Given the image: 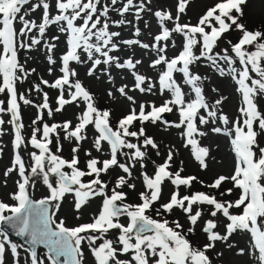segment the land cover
Here are the masks:
<instances>
[{"label":"snow or ice","instance_id":"6c2138e0","mask_svg":"<svg viewBox=\"0 0 264 264\" xmlns=\"http://www.w3.org/2000/svg\"><path fill=\"white\" fill-rule=\"evenodd\" d=\"M119 2L120 0H110L108 4L102 3V0H55L56 14L53 15L49 0H39L35 4H31V0H0V94L8 93V106L5 108V102L0 100V113H11L10 123L15 129L14 147L17 150L14 166L6 170L5 176L18 171L22 178L17 181V191L11 195V199L16 203L0 201V226L7 224L17 236L27 238L32 245L30 264H43L35 251L38 245L47 249V259L51 264H61V258L63 264H82V244L85 241L95 264H211L207 255L209 250L215 248L217 241H227L237 230L251 234L252 246L259 253L260 264H264V147L258 139L264 134V113L255 102L258 96L264 95V31L248 30L240 23L244 15L243 6L248 0H217L195 24L180 23L182 14H186L189 0H177L175 16L171 11H155L159 31L153 37L151 45L139 39L123 41V44L129 47L136 45L154 53L155 58L151 60L149 67L157 70L155 81L136 71L137 66L143 63L142 60L129 57L121 62L119 56L110 54L119 51V45L114 43V40L120 33L109 30L110 6ZM151 2L152 0H140V3L136 4L135 0H126L117 11L123 16L135 8V15L139 18L140 13L145 11L146 4ZM26 5L31 7L24 10ZM37 9H42L39 24L26 19L29 12ZM17 20L21 24L19 31L15 27ZM168 22L172 23L171 28ZM112 23L119 26L128 21ZM52 24L58 25L59 32L67 36V50L60 58L62 75L51 83L41 77L40 83L29 91L42 93V103L36 107L40 112L47 110L49 116L53 114V109L49 104L48 93L43 91L42 86L58 90L56 112H62L69 104L79 106L83 103L84 108L75 125L66 120L59 124L45 123L42 127L33 128L30 144L37 151L30 153L32 165L30 174L26 175L29 169H26L19 151L22 146H26L22 135L24 125L19 101L25 105H31L33 101L23 94L18 95L17 92V81L22 82L31 74L20 64L17 48L31 49L33 45L39 44V39L33 37L30 43H25V38L33 30H38L39 35L43 37ZM233 30L241 33L238 41L232 43L229 40L227 43L230 48L215 52L214 49L222 37ZM174 33L178 34L182 41L177 54L170 58L167 55L168 41L172 40ZM135 35H140L139 28H136ZM53 39L59 40V36ZM175 46L173 41V47ZM55 47V44H49L48 52L51 53ZM197 47L199 54L196 53ZM82 54L91 61L87 73L89 76L93 75L101 64L109 67L115 64V67L127 69L133 75L134 86L131 91L154 94L158 86L160 95L167 92L170 98L159 106L155 103L141 104L137 111L135 97L128 95L126 90L128 86L120 87L119 93L132 107L113 127L111 111L98 108L94 94L80 80L75 79L78 73L71 65L84 63ZM200 60L210 62L220 75H231L241 94L242 106L238 109L240 115L231 122L232 127L211 129L214 133L231 137V147L236 158L234 171L230 176L219 175L211 183L205 184L195 175H182L183 167L172 171L174 149L169 148L165 160L156 165L152 175L142 173L143 190L138 193L139 203H129L128 193L123 189L127 187L136 190V184L129 183L132 169L137 163L141 168L146 167L144 162L148 157L147 149H154L159 155V145L155 139L147 134L144 127L131 131L134 124L139 122L140 125H155L159 122L168 127L183 129L181 136L185 141L184 147H190L193 158L202 169H206V158L210 150L201 146L197 137L207 133L202 131L198 124L207 125L217 118L225 126L230 123L227 115L218 116L222 99L215 100L214 105L210 104L202 87L203 77L191 70V66ZM48 61L50 64L56 63L51 55L48 56ZM221 61L228 66L238 62L240 67H231V71L226 73ZM31 72H35V69ZM176 73H182L184 83L189 86L188 93L175 78ZM190 94L192 98L186 99ZM108 95L112 97L113 93L109 91ZM174 110L179 114V122L169 124L163 119V114L172 113ZM201 110L206 115H201ZM40 112L33 125L43 119ZM4 123V120L0 119V126ZM89 125L97 133L92 147L97 152H102L106 143L110 155L102 160L87 151L85 156L88 159L84 168H81L78 153L82 143L88 139L86 130ZM58 129L64 132L65 139L75 141L70 159L56 154L63 151L59 143L56 153L49 147L52 134L59 140ZM118 155L126 157L128 162L122 163ZM115 168H119L123 175H118L113 186L109 188V182L101 177L109 175L110 170ZM33 176L42 177L43 184L50 190L46 198L38 201L31 199L28 189ZM50 177H55L56 180L53 182ZM86 177L90 179L86 180ZM166 181L173 186V191L166 202L159 203ZM194 182L213 191H186L181 194L182 188L190 190ZM226 183L231 186L222 188ZM31 186L34 187V183ZM236 190H239L236 199H224L232 197ZM66 194L73 195L74 210L77 213L90 201L101 198L99 210L92 215L91 222L68 227L64 220H55L50 205L55 202L54 207L58 211ZM174 210L183 213L187 228L179 219L167 218ZM153 212L160 218H153ZM205 212L210 218L202 220ZM122 217L127 219L126 224L121 222ZM221 217L226 221L224 234L217 230ZM201 221V231L206 235L207 243L198 246L194 245L189 237L196 234L197 225ZM112 230H118L115 240L106 238ZM98 240L101 243L97 244ZM19 247L11 242L0 227V264H5L6 252L11 253L14 264H19ZM240 254H243V250Z\"/></svg>","mask_w":264,"mask_h":264},{"label":"rangeland","instance_id":"374dc122","mask_svg":"<svg viewBox=\"0 0 264 264\" xmlns=\"http://www.w3.org/2000/svg\"><path fill=\"white\" fill-rule=\"evenodd\" d=\"M39 0H31V4L38 3ZM52 5V14L55 13V0H49ZM102 3L110 4V0H102ZM126 0H120V2L115 6H110L109 13V23L110 31L119 32L120 36L114 40V43L119 45V51L110 52L111 55L119 56L120 61L123 62L127 58L131 57L134 60H142L143 63L137 66L136 71L146 76H149L153 81L157 78V70L149 67L152 59H154V53L149 49H143L139 46L133 45L131 47L123 44L124 40L128 39H139L143 43L152 44L153 37L158 33V23L157 18L154 16L155 11L164 10L171 11L173 16L176 15L177 0H152L151 4H146L145 11L141 12L139 18L135 15L136 9L132 8L128 13L123 16L119 14L117 9H119ZM136 4L140 3V0H135ZM217 0H189L186 14H182L180 23L191 22L195 24L198 18L210 7H212ZM31 5H26L24 10H27ZM22 10V13L23 11ZM244 15L240 20L248 30L258 29L264 31V0H248L247 4L243 6ZM235 14V13H234ZM42 9H37L36 11H31L26 16V19H31L36 21L38 24L41 22ZM125 20L128 23L120 24L116 26L114 21ZM79 23V21H78ZM168 26L171 28L172 23L168 22ZM15 27L17 31L21 28L19 20H17ZM58 25H50L43 37L39 35L38 30H33L29 33V36L25 38V43H30L31 38H36L40 40L39 44L33 45L31 49L17 48V54L20 64L29 71L31 74L28 75L27 79L22 82L17 81L16 87L19 94H23L26 98L33 101L31 105H25L22 101L20 103V113L22 118V123L24 128L22 129V135L25 139L26 146H22L19 150L20 154L25 162L26 175L30 174V167L32 165V160L30 153L37 151L32 148L30 144V138L33 133L34 127H42L43 124L47 123L49 125L59 124L66 120L72 121L73 125L77 123V117L82 112L84 105L80 103L79 106L76 104L66 105L62 112H56V98L58 95V90L50 89L46 86L43 87V91L48 93L49 104L53 109V114L49 116L47 110H40L36 105L42 103V93L36 92L35 90L29 91L34 85L40 83V78L48 80L50 83L58 78L62 73L61 68V56L67 50V36L66 34L60 33L58 30ZM136 28L140 29V35H135ZM241 33L237 30L230 31L226 33L224 37L218 42V46L214 49L215 52H222L224 48H230L227 41H232L236 43L240 37ZM59 36V40L53 39ZM173 41L175 42V47H173ZM182 38L178 34H173L172 40L168 41L167 55L171 58L177 54L179 51V46L181 44ZM55 44L56 47L51 53L48 52V45ZM2 49V45H0ZM254 50V49H253ZM196 53L199 54V48L197 47ZM51 55L56 61L55 64H50L48 61V56ZM103 59V57H98ZM81 59L85 62L82 64L73 63L71 66L76 69L78 76L75 79L80 80L84 86L94 94L96 100V106L102 110H110L112 113L111 123L113 127L116 126L117 121L124 115H126L130 108L131 103L121 94L118 89L124 85L128 86V95L135 97L137 111H139V106L141 104L155 103L157 106L161 105L166 99L170 98V94L165 92L160 95L157 89L154 90V94L140 93L137 91H131L130 89L134 86V77L131 72L127 69H120L115 67L113 64L111 67L101 64L96 68L93 75L89 76L88 70L91 67V61L86 59V55L82 54ZM221 65L225 68V72L231 71V67L239 68L240 65L237 62L236 65L228 66L223 61ZM35 69V72H31ZM51 69V73H49ZM191 70L194 74H199L203 77L202 87L204 89L205 96L210 104L214 105L215 100L222 99V104L219 106V115H227L230 123L225 126L222 121L218 118L214 122H210L207 125H199L202 131L206 132L207 135L202 137H197L200 141L201 146L209 148V156L206 158L207 168L202 169L200 164L193 158L190 147H184V139L181 136L183 129H178L174 126L168 127L161 123L155 125L147 123L140 125L139 122L133 125L130 129L131 131H136L139 127H144L149 136H152L159 145V155L156 154V150L147 149L148 157L145 160L146 167L141 168L140 164L137 163L136 167L132 169V177L129 179V183L136 184V190H130L125 187L123 190L128 193L129 203H139L138 193L143 190L142 186V173L147 172L152 175L155 171L156 165L163 163L166 158L169 148L174 149V158L172 161V171L178 170L183 167L184 171L182 175L189 176L195 175L200 180L204 181L205 184L211 183L219 175L230 176L236 165V158L231 147V137L225 134H218L211 131L214 127H221L228 129L232 127V121H234L239 115L238 109L242 106L241 94L238 91V85L231 75L225 74L220 75L219 72L206 60L197 61L191 66ZM110 74V78H109ZM175 78L182 85L186 93L189 92V86L184 83L182 73H176ZM215 89V90H214ZM113 93L112 97H109L108 92ZM192 95L186 96V99H191ZM0 100H3L4 107L8 106V93L5 92L0 94ZM258 105L259 110L264 113V95L258 96L255 101ZM38 112L43 116L36 125H33V121L37 120ZM201 115H206V113L201 110ZM163 117L169 122V124H175L179 122V114L176 110L172 113H164ZM0 119L4 120V124L0 126L2 128V134H0V201L8 204L16 203L11 199V195L17 191L18 185L17 181L22 180L19 176L18 171H13L5 176V172L8 168L14 166V158L16 154V149L14 147L15 139V129L10 123L12 117L10 112L0 113ZM87 131L88 139L82 143L80 146V151L78 153L81 163L79 167L84 168L85 161L88 157L85 156V152L91 151L94 157H99L100 159L109 158V147L105 143L103 145V151L97 152L92 147V141L97 135L95 129L89 125ZM59 140H57L55 134H52V143L50 148L52 152L56 153L57 143L62 145L63 151L56 153L65 159H70L72 156V148L75 146L74 140H68L64 138V132L58 129ZM39 138V135H38ZM133 142H136L134 138H131ZM143 139V138H141ZM259 142L262 147H264V134L259 137ZM127 151V150H125ZM118 159L122 163H127V158L123 155H118ZM47 167V166H46ZM65 171H69L65 169ZM118 175H123L119 168L110 170L109 175L102 176L101 178L109 182V188L113 186L115 178ZM90 179L88 177L85 178ZM53 182L56 180L55 177H50ZM34 183V187L31 184ZM230 184H225L222 188L230 187ZM30 196L34 200H40L46 198L50 194V190L46 185L43 184L42 177L33 176L30 181L29 186ZM173 191V186L169 182H165L163 185L162 199L159 203L166 202L169 198L170 193ZM186 191H205L212 192L213 190L203 187L200 183L194 182L190 190L181 189V194H185ZM239 194V190H236L232 197H224V199H236ZM101 203V198H96L89 202V204L82 208L79 213L74 210V197L72 194H66L63 201L60 204L58 211L55 210V202L52 203L51 214L56 221L64 220L66 226L74 227L80 224L91 222V217L93 214L97 213ZM158 206V205H157ZM238 212L239 210H234ZM153 218L156 217L155 213H151ZM79 216V218H77ZM169 220L179 219L181 223L187 228V220L183 213L179 210H174V212L167 217ZM210 218L205 212L203 219ZM122 223H127L126 218H121ZM226 221L224 218H220L218 231L224 234L225 228L224 224ZM202 221L197 225L196 234L190 236L189 239L192 240L194 245L202 246L207 243L206 235L201 231ZM118 234V230H112L106 238L115 240ZM7 236L11 242L16 243L18 246L19 264H30V252L28 248L21 242L16 241L14 238ZM101 241H97V244ZM231 245V247H229ZM253 239L251 234L247 231L237 230L234 232L227 241H217L215 248L209 250L207 255L211 259V264H260L258 256L259 253L253 248ZM243 250V254L241 253ZM82 251L84 253L82 264H95L94 257L89 250L88 244L85 241L82 244ZM38 257L43 261V264H51V261L47 259L46 252L42 249H38ZM127 257H121V259H126ZM5 264H14L13 257L10 252H6Z\"/></svg>","mask_w":264,"mask_h":264},{"label":"water","instance_id":"95a60500","mask_svg":"<svg viewBox=\"0 0 264 264\" xmlns=\"http://www.w3.org/2000/svg\"><path fill=\"white\" fill-rule=\"evenodd\" d=\"M163 119H165V118L163 117ZM31 199H33V198L31 197ZM34 201H37V200H34ZM50 208H52V205H50ZM0 227H2V229L6 233H8L12 238H14L15 240L21 242L23 245H25L29 249V251L32 250V245L28 242L27 238L17 236L16 233H15V231L9 225L5 224V225H2ZM39 248H42L46 252V254H47V249L43 245H38V246L35 247V251L37 253V256H38V249ZM61 264H63V258H61Z\"/></svg>","mask_w":264,"mask_h":264}]
</instances>
